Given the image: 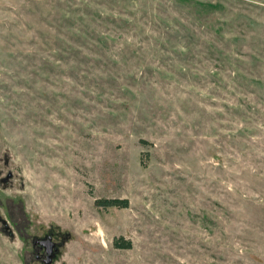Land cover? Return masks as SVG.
I'll return each mask as SVG.
<instances>
[{
	"label": "rangeland",
	"instance_id": "obj_1",
	"mask_svg": "<svg viewBox=\"0 0 264 264\" xmlns=\"http://www.w3.org/2000/svg\"><path fill=\"white\" fill-rule=\"evenodd\" d=\"M8 173L0 264H264V0H0Z\"/></svg>",
	"mask_w": 264,
	"mask_h": 264
},
{
	"label": "trees",
	"instance_id": "obj_2",
	"mask_svg": "<svg viewBox=\"0 0 264 264\" xmlns=\"http://www.w3.org/2000/svg\"><path fill=\"white\" fill-rule=\"evenodd\" d=\"M95 16L92 14V23L94 21ZM75 36L77 37L78 41H85L86 39H93V35L87 30L85 27L77 28L74 30ZM97 36V35H96ZM98 42H107V40L101 35H98ZM220 69V68H219ZM128 205V202L126 200H117V199H112V200H96L95 201V206L98 208H126ZM119 241L121 243H119ZM114 247L115 248H130V242H123V239H116L114 241Z\"/></svg>",
	"mask_w": 264,
	"mask_h": 264
},
{
	"label": "flooded vegetation",
	"instance_id": "obj_3",
	"mask_svg": "<svg viewBox=\"0 0 264 264\" xmlns=\"http://www.w3.org/2000/svg\"><path fill=\"white\" fill-rule=\"evenodd\" d=\"M0 224H1V222H0ZM7 232H8V234H11V236L13 235L12 232H10V230L9 231L7 230ZM48 237H50V242L52 243V248L51 249H52V259H53L55 253H57V251H58L59 246H57V244L55 242H53L52 236H46L44 239H40V240L34 241V243H33V246H36V250H35V255L36 256H35L34 260L35 261H40L43 264H45V261L47 259V254L48 253H47V250H46L45 246L39 245V242L46 241V239Z\"/></svg>",
	"mask_w": 264,
	"mask_h": 264
},
{
	"label": "water",
	"instance_id": "obj_4",
	"mask_svg": "<svg viewBox=\"0 0 264 264\" xmlns=\"http://www.w3.org/2000/svg\"><path fill=\"white\" fill-rule=\"evenodd\" d=\"M11 178H12V174L8 173L4 178H2L0 180V183L2 184V187L4 189L7 188L8 183L11 180ZM0 222H1V224H3L5 226L6 223H5V221L1 220V218H0ZM39 245L45 246V248L47 250V253H48L47 254V259L45 261V264H51V262H52V249H51L52 248V243L50 242V237H48L46 239V241L39 242Z\"/></svg>",
	"mask_w": 264,
	"mask_h": 264
}]
</instances>
